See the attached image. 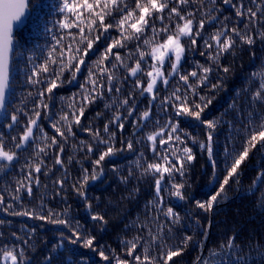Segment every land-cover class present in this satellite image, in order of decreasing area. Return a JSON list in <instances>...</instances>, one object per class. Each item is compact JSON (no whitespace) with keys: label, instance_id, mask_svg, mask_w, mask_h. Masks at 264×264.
I'll list each match as a JSON object with an SVG mask.
<instances>
[{"label":"snow or ice","instance_id":"snow-or-ice-1","mask_svg":"<svg viewBox=\"0 0 264 264\" xmlns=\"http://www.w3.org/2000/svg\"><path fill=\"white\" fill-rule=\"evenodd\" d=\"M30 4L32 0H0V119L8 121L4 125L8 129L21 128L17 135L7 139L0 134V174L7 175L24 161L17 170L14 185L0 190V209L13 216L24 215L68 226L71 235L64 237L62 234L53 250L58 251L67 239L69 243H80L98 253L106 264H172L190 244L199 250L195 264H249L250 258L256 260V264H264V245L253 248L247 256L239 255L242 248L235 244V235L221 244L220 251L210 250L204 254L203 241L188 234L191 225L186 219L192 218L181 217L170 202L172 198L186 199L187 176L196 159L190 145L198 144L212 167L209 182L213 190L207 200L195 202L198 209L206 212L224 196L230 182L240 183V169L250 153L264 150V112L257 107L264 105V69L251 74L250 83L259 77L251 91L252 111L247 115V123L234 129L236 136H243V140L237 141L236 136L226 137L233 143L224 148L222 171L226 174L222 180L213 158V136L218 134L220 119L202 117L212 104L209 93L223 87V78L218 76L212 83L211 74L214 70L224 74L230 71L220 60L226 55L235 56L237 48L242 50L245 45L255 44L257 36L264 41V0H248L247 3L245 0H220L219 4L217 0H58L51 6L56 18L49 21L51 27L45 25L51 43L41 50L39 63L33 55L26 54L35 50L18 41L14 32V25L23 22ZM223 5L231 6L235 19L232 15H223ZM206 25L214 26V30L206 32ZM193 51L206 57L208 66L196 61L191 71H182L188 53ZM93 55L95 59H91ZM21 63L26 70L23 71L24 80L18 82L20 71L14 76L13 68ZM129 79L133 81L130 91L123 87ZM173 81L176 82L174 87ZM74 83L77 91L72 96L59 97L67 110L65 107L55 110L57 92ZM18 88L28 89L26 96L19 98L20 106L16 104ZM138 96L148 100L142 112L138 111ZM105 99V109L114 111L103 128L95 127L91 121L84 124L85 113ZM134 115L133 133L126 139L123 136L125 124ZM96 118L102 119L103 114L97 112ZM181 118L200 122L206 129L205 139L197 140L181 128ZM45 120L54 135L47 132L42 122ZM149 126L153 130L141 136ZM74 128L87 132L92 142L76 141ZM118 132L120 147H116ZM70 138L74 141L71 148L83 153L84 159L91 160V171L81 167L80 176L73 178L71 185L86 201L85 208L89 211L92 204L87 201L84 189L90 181L103 176L102 164L106 159L111 160L124 151L135 153L137 145L147 147L151 154L149 159L139 150L135 168H129L128 175L122 177L126 183L134 177L135 171H139L140 178L150 176L154 181V193L145 205L144 219L137 218L125 226L128 231L135 229V235L119 241L120 253L108 245L97 246L96 237L87 228L79 221L68 219L70 206L59 210L51 206L45 208L43 195L38 204L32 199L33 187L41 186L40 174H54L57 167L64 170V175L53 181L54 194L50 199L59 196L64 189L68 173L63 157ZM67 162L72 163L73 157L68 156ZM112 171H118L115 165ZM217 183L219 187L215 188ZM261 185H264V170L257 172L250 191L255 194ZM4 192L11 198L7 203ZM25 195L33 207L24 206L23 210L15 211L16 203L24 205ZM260 200L264 202V191H260ZM90 218L107 223L98 213L91 214ZM4 223L0 220V225ZM192 224L197 229L201 227L198 219L192 220ZM34 234L35 229H32L21 244L0 246V264H25L24 245ZM12 235L21 239L16 233ZM203 235L206 238L207 232ZM45 259L51 264L53 256L50 254ZM64 264H88V261L83 257L79 261L73 258L66 259Z\"/></svg>","mask_w":264,"mask_h":264},{"label":"trees","instance_id":"trees-1","mask_svg":"<svg viewBox=\"0 0 264 264\" xmlns=\"http://www.w3.org/2000/svg\"><path fill=\"white\" fill-rule=\"evenodd\" d=\"M247 2L248 0H245V3ZM55 3H58V0H32L26 22L15 31L18 41L24 42L28 49L35 50L34 52L27 51L26 54L33 55L37 63L40 62V57L42 56L41 50L46 49L51 43V35L45 31V25L47 24L48 27H51L49 21L56 18L55 12L51 7ZM217 3L219 4L220 0H217ZM222 7L224 9L223 15H232L233 19H235L234 10L231 6L223 5ZM229 24L231 25L232 21H229ZM213 30L214 26L206 25V32ZM253 53L255 54L254 56ZM91 59H95V55ZM196 61L208 66L205 62L206 57L200 56L199 51H193L188 53L182 71H191ZM220 63L228 66L230 71L224 74L214 70L211 74L210 80L212 83L216 82L218 76L223 78V87L209 93L212 104L205 109L202 117L203 119H220L218 134L213 136V158L217 161V171L219 172V178L222 180L223 175L226 174L222 171L224 168V148L226 144L231 147L233 143L231 140H226V137L236 136L234 129L243 127L247 123L248 113L252 111L250 107L251 91L255 89L259 77L255 78V82L250 83V80H252L251 74L264 69V41L257 36L255 44L251 46L245 45L242 50L237 48L235 56L226 55L220 60ZM18 70L20 71L18 82H22L24 80L23 71L26 70L23 63L18 68L14 66V76H16ZM132 85L133 81L129 79L123 87L130 91ZM175 85L176 82L173 81L172 86L174 87ZM27 91L28 89L26 88L17 89V106H20L19 98L26 96ZM76 91L75 83L61 88L57 92L54 109L59 110L61 107H65V110H67L66 105L59 97H70ZM106 102L107 99L94 104L85 113V118L82 122L88 124L91 121L95 127L102 129L105 120L110 119L112 111H114V109H105L104 104ZM147 105L148 100L146 98L137 97L138 111L146 110ZM257 107L264 112V105H257ZM29 108H31V103H29ZM155 111L159 112V109ZM97 112L103 114L102 119L96 118ZM134 119H136L135 115L129 117L128 122L125 124L123 136L126 139L133 133L131 121ZM225 121L228 123L226 124ZM23 122L24 119L22 118L21 123ZM42 122L49 135H54V130L48 127L49 122L47 120ZM7 123L8 121L0 119V134H3L6 139L12 135H17L21 131L19 126L14 129H8L4 126ZM181 128L190 132L197 140H204L206 137L205 127L193 118H181ZM152 130L151 126L145 128L141 136ZM74 131L76 132V141L85 140L92 142L87 132L82 131L80 128H74ZM119 137L120 133L118 132L116 147H120ZM236 140L242 141L243 136H236ZM73 142L70 138L63 157L68 179L60 195L50 199L54 194L53 181L64 175V170L57 167L53 170L54 174H49L48 176L43 173L40 174L41 186L39 188L33 187L32 199L38 204L39 197L43 195L45 208L51 206L59 210L66 205L70 206L68 219L74 222L79 221L80 224L87 228L90 234L96 237L97 246L108 245L115 249L117 253H120L122 245L119 241L124 238L130 239L135 235V229L128 231L125 226L131 221L137 220V218L144 219L145 205L147 201L152 199L154 193L152 177L140 178L139 171H135L134 177L126 183L122 180V177L128 175L129 168H135L134 161L139 156V150L144 151L149 159H151V154L148 152L147 147L141 148L140 145H137L138 151L135 153L124 151L111 160L106 159L102 164L104 169L103 176L96 181H90L84 189L87 193V201L92 204V208L89 211L85 208L86 201L77 195L71 185L73 178L80 176L81 167H86L91 171V160L84 159L83 153L74 151L71 148ZM190 146L193 147L196 159L188 172L187 186L184 189L186 199L179 201L172 198L170 201L172 206L180 213L181 217L190 216L192 218L186 219V223L191 225V231L188 234H194L195 240L203 241L204 254H208L210 250L220 251L221 244L226 243L229 236L235 235V244L242 248V252L239 255L247 256L252 252L253 248L264 245V202L260 200V191H264V185L259 186L260 191H256L255 194L250 191L251 182L256 177L257 172L264 170V155H262L264 150L250 153L248 160L241 166L240 183L237 185L235 182H230L224 196L211 211L206 212L198 209L195 206V202L197 200H207L213 190V185L209 182L212 176V167L206 152H201L198 144ZM68 156L73 157V162L70 164L67 162ZM95 158L96 156H92V159ZM78 161H82V164L78 163ZM23 162L22 160L7 175L0 174V190L6 189L9 184L14 185V180L17 178V170ZM48 163L51 164V160ZM113 165L118 171H112ZM177 179L179 180V178ZM44 185H47V188ZM218 187L219 184H215V188ZM136 189H139V191H136ZM4 195L6 197L5 203H7L11 198L7 192H4ZM62 197H66V200L62 199ZM24 206L30 209L33 207V203L30 202V198L27 195L24 196V205L16 203L14 210L21 211ZM36 211L39 212L40 209L37 208ZM94 213L103 215L107 223L103 224L99 221L91 220L90 216ZM194 219L199 220L200 229H197L192 224ZM0 220L5 221L3 225H0V246L21 244L23 239L28 238L31 230L35 229V234L31 236L29 243L24 245L26 253L25 264H48L45 258L50 254L53 256L51 264H64L66 259L71 260L73 258L79 261L82 257L88 261V264H106L98 256V253L82 247L80 243H69L67 239H65L63 246L58 251H54L53 246L57 245L62 234L64 237L71 235L68 226L54 224L48 220H40L35 217L13 216L5 213L2 209H0ZM204 232H207L206 238L203 235ZM13 233H16V236L21 239H16L12 235ZM104 250L107 254L108 248L106 247ZM73 254L75 255L73 256ZM198 254V247L190 244L182 255L174 258L172 264H195ZM124 258L128 257L125 256ZM216 259L219 260L220 257H216ZM249 264H256V260L250 258Z\"/></svg>","mask_w":264,"mask_h":264},{"label":"water","instance_id":"water-1","mask_svg":"<svg viewBox=\"0 0 264 264\" xmlns=\"http://www.w3.org/2000/svg\"><path fill=\"white\" fill-rule=\"evenodd\" d=\"M27 17H28V10L26 11L25 17L23 18V22L22 23H17L16 25H14V32L24 25V23L26 22Z\"/></svg>","mask_w":264,"mask_h":264}]
</instances>
